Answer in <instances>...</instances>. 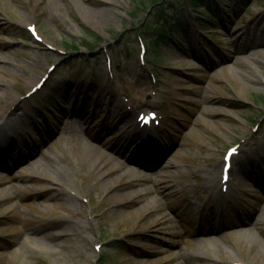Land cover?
Instances as JSON below:
<instances>
[{"label":"rangeland","instance_id":"374dc122","mask_svg":"<svg viewBox=\"0 0 264 264\" xmlns=\"http://www.w3.org/2000/svg\"><path fill=\"white\" fill-rule=\"evenodd\" d=\"M163 1L188 29L182 47L153 43L142 26L156 22L151 0H0V122L27 112L11 137L21 158L35 154L19 163L0 152V264H264V0ZM208 12L215 19L201 33L194 21ZM35 23L47 42L26 32ZM147 109L163 114L155 143L137 133ZM79 113L87 134L59 138ZM235 144L223 202L224 154ZM134 181L152 194L132 195Z\"/></svg>","mask_w":264,"mask_h":264},{"label":"bare ground","instance_id":"6f19581e","mask_svg":"<svg viewBox=\"0 0 264 264\" xmlns=\"http://www.w3.org/2000/svg\"><path fill=\"white\" fill-rule=\"evenodd\" d=\"M230 59H231V57H227L226 61H229ZM30 110L32 112H34V113H37L38 110H39V107H37L36 105H32V107H30ZM25 116H27V112L17 113L15 115L16 118H15V120L13 122H12V120L10 118H4L2 125H4V126H6V125L7 126H10V128L6 129L2 134H0V139L4 138V136H6L9 132L13 133V126H16L18 123H20L21 121H23ZM34 155L35 154L33 153V154H30L29 157H22V158L19 157L18 160H17V162L21 163V162L27 161V160H29V158L31 156H34ZM86 160L91 161L95 165L94 162L96 161V159L92 155H87L86 156ZM39 165H40V163H38L32 169H37V167ZM128 171H130V172L133 173L134 170H132V167H131V168H129ZM31 173H32V171H31ZM134 175H137L136 171H134ZM123 176H124V174H123ZM143 181H145V182L146 181L153 182V181H155V179L152 178V177H148V178H143ZM131 185H133L132 186V192H131V194L132 195L133 194H140L139 198H141V197L143 198L146 194H152V192H153L150 188L141 187L140 184H139V182H137V181H134V183L131 184ZM70 199H73V198L70 197ZM189 208L191 209V211L193 210V213L194 214H197V211H196L198 209V204L197 203H192ZM153 213H155V217L153 219L158 223V225L163 226V230H164L165 234L166 235H169L170 234L172 236L173 235V229L174 228L171 227V225H170V227H166L165 226V224H167L170 221V219H171L170 216L168 214L163 213V211L161 209H159V208H155V210L153 211ZM212 213L213 214H216L215 213V208H214V210H212ZM242 224H245V225H243L244 227L247 226V223L246 222H244ZM252 240L255 241V239L253 237H252ZM153 253L155 255L162 254L159 250H155ZM179 257L181 258L182 255H179V256L177 255V258L178 259H179Z\"/></svg>","mask_w":264,"mask_h":264},{"label":"trees","instance_id":"16d2710c","mask_svg":"<svg viewBox=\"0 0 264 264\" xmlns=\"http://www.w3.org/2000/svg\"><path fill=\"white\" fill-rule=\"evenodd\" d=\"M203 2H204V0H190V3L194 6V7H203L204 5H203ZM152 6H158V15L161 13V14H164L165 13V10H164V8H165V6H164V1L163 0H152ZM163 12V13H162ZM160 14V15H161ZM166 14V13H165ZM199 17H201V18H203V17H205L203 14H199ZM169 18H170V16H168L167 14L164 16V20H165V23H167V24H169V26H170V28H174V27H176L177 26V23H175V24H173V23H171V22H169ZM155 26V27H154ZM147 28H154V31H155V33H157V35H158V40H157V42H154V44L155 45H158V44H161L163 41H165V32L167 31V30H165V25L163 24H160V27H157L155 24H153V23H151V24H149V25H147L146 26ZM66 48L69 50H71V49H75V50H79L78 48L79 47H77V46H75V45H73V44H71V43H66ZM93 48V47H92ZM153 59H155V60H157V57L155 56V57H153ZM103 263H106V259L105 258H103Z\"/></svg>","mask_w":264,"mask_h":264}]
</instances>
